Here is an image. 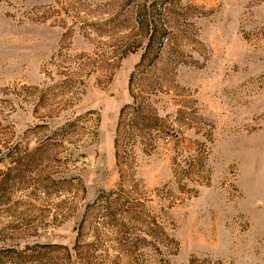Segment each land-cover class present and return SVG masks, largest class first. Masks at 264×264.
I'll return each mask as SVG.
<instances>
[{
    "label": "rangeland",
    "instance_id": "obj_1",
    "mask_svg": "<svg viewBox=\"0 0 264 264\" xmlns=\"http://www.w3.org/2000/svg\"><path fill=\"white\" fill-rule=\"evenodd\" d=\"M0 264H264V0H0Z\"/></svg>",
    "mask_w": 264,
    "mask_h": 264
},
{
    "label": "trees",
    "instance_id": "obj_2",
    "mask_svg": "<svg viewBox=\"0 0 264 264\" xmlns=\"http://www.w3.org/2000/svg\"><path fill=\"white\" fill-rule=\"evenodd\" d=\"M143 61H144V56H143ZM128 108H131V106H129V105H126V106H124L122 109H121V112H120V114H119V121H118V124H117V130H116V132H117V140L119 139V137L121 136V128H122V122H123V119H124V114H125V112H126V110L128 109ZM115 145H116V147L118 146V143L116 144L115 143Z\"/></svg>",
    "mask_w": 264,
    "mask_h": 264
}]
</instances>
